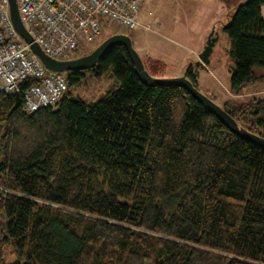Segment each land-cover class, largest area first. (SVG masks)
I'll list each match as a JSON object with an SVG mask.
<instances>
[{"label": "trees", "instance_id": "obj_1", "mask_svg": "<svg viewBox=\"0 0 264 264\" xmlns=\"http://www.w3.org/2000/svg\"><path fill=\"white\" fill-rule=\"evenodd\" d=\"M263 5L241 2L224 27L235 92L264 79ZM109 73L98 99L74 93ZM66 74L33 112L0 89V264H264L263 146L185 87L145 83L124 43ZM221 105L264 136V96Z\"/></svg>", "mask_w": 264, "mask_h": 264}, {"label": "rangeland", "instance_id": "obj_2", "mask_svg": "<svg viewBox=\"0 0 264 264\" xmlns=\"http://www.w3.org/2000/svg\"><path fill=\"white\" fill-rule=\"evenodd\" d=\"M243 1L246 0H146L141 24L123 28L106 22L101 36L94 42L82 44L75 54L78 57L91 52L119 30L132 37L143 60L159 59V67L163 65L162 70L159 69L162 76L184 75L183 70L185 72L191 63L197 73L199 89L220 105L225 101L261 97L264 96V79L246 84L239 92L231 88L230 42L224 27ZM262 13L264 16V5ZM213 31L216 41L207 63L199 54ZM116 83L111 73L101 79L88 75L73 91L90 101L98 99Z\"/></svg>", "mask_w": 264, "mask_h": 264}, {"label": "built area", "instance_id": "obj_3", "mask_svg": "<svg viewBox=\"0 0 264 264\" xmlns=\"http://www.w3.org/2000/svg\"><path fill=\"white\" fill-rule=\"evenodd\" d=\"M146 0H18L25 27L43 51L59 60L73 58L81 45L96 41L104 23L123 28L141 23ZM82 45V46H83ZM38 80L22 89L23 82ZM68 88L66 71L48 68L16 30L10 0H0V89L20 91L33 112L54 105Z\"/></svg>", "mask_w": 264, "mask_h": 264}, {"label": "water", "instance_id": "obj_4", "mask_svg": "<svg viewBox=\"0 0 264 264\" xmlns=\"http://www.w3.org/2000/svg\"><path fill=\"white\" fill-rule=\"evenodd\" d=\"M10 12L12 21L16 30L29 43L33 51L41 58L44 64L57 71H67L73 69H86L94 66L99 58L103 56L112 46L117 43H124L129 51L130 57L136 66L137 73L147 84H178L185 87L195 98H197L203 105H205L212 113H214L221 121H223L232 131L236 132L242 137L252 140L253 142L264 147V136L254 133L245 127L241 126L239 122L219 103L201 91L199 87L185 74L175 77L155 76L145 66V62L141 54L133 45L132 37L127 33L118 32L110 35L104 39L91 52L66 60L55 59L47 55L41 46L34 41L33 36L25 27L21 14L18 0H10ZM210 35L209 41L200 53L203 61L209 63L210 55L213 51L216 37ZM17 107L22 102V95L20 91L15 92Z\"/></svg>", "mask_w": 264, "mask_h": 264}, {"label": "crops", "instance_id": "obj_5", "mask_svg": "<svg viewBox=\"0 0 264 264\" xmlns=\"http://www.w3.org/2000/svg\"><path fill=\"white\" fill-rule=\"evenodd\" d=\"M143 11H144V6H143L142 11H141V22H142V19H143V18H142V13H143ZM140 24H141V23H140ZM199 55H200V54H199ZM183 73H184V70H183L182 74H183ZM180 75H181V74H180ZM180 75H179V76H180ZM164 76H166V75H164Z\"/></svg>", "mask_w": 264, "mask_h": 264}]
</instances>
